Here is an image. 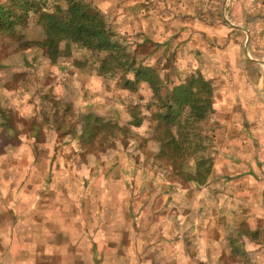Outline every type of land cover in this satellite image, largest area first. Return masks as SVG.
<instances>
[{
  "label": "rangeland",
  "instance_id": "obj_1",
  "mask_svg": "<svg viewBox=\"0 0 264 264\" xmlns=\"http://www.w3.org/2000/svg\"><path fill=\"white\" fill-rule=\"evenodd\" d=\"M5 1L0 0V3ZM204 1H208L206 8L202 7ZM239 3L240 0H234V3L229 6L228 0H218L216 4H213L212 0H120V3L116 5L117 9L123 7L131 19L126 18L123 22L117 23L115 17L104 18L118 44L125 51L133 52L137 61H141V57L153 55L163 48L168 56L165 67L174 68L180 48L192 44L196 47L197 54L203 58L204 63L210 66L215 65L214 69L210 67V71H216L219 75L208 79L211 81L214 91L213 106L215 111L199 124L204 149L197 152L206 153L207 155L203 159L208 160L211 164L204 184L211 181L213 184L223 185V188L213 191V196L217 201L220 196L227 195L228 200L232 202L236 198L241 199V196L247 199V204L250 201L256 202L249 205L250 211L247 210L249 212L242 209L244 218L237 220L241 228L236 237L230 241L235 254L240 252L238 246L240 239L246 231H251L253 222L264 229V218L253 212V209L256 210L255 208L262 206L260 204L264 202V194H261L262 191L264 192V186H259L260 182H264V160L259 154L261 142L264 141V123L261 122V118L264 117V109L246 102L244 96L247 93V87H251L253 93L262 92H259V87L256 88L255 86L260 83H257L259 74L264 72V59L258 58V52L264 51V14L250 13L252 20L250 22L245 20L252 25V44L257 47L252 45L256 56L251 58L246 52L247 50L251 51V46L247 48L242 37L240 43L232 44L229 40L230 32L224 36L220 35L221 28L231 27L229 16L225 18L224 13L230 12L231 8H235L233 9L235 12L236 5ZM241 13L242 16V8ZM195 15L202 18V21L198 20V22ZM202 22H210L211 25L214 23L216 26L212 28L206 24L202 25ZM227 23L228 26H226ZM157 24L163 26L165 31L174 30V35L166 40L163 45L158 42L155 34ZM187 24L191 27L189 28ZM24 30L26 36L30 34L29 20ZM213 30H215V35H213ZM5 33L0 34V71H5L4 86L6 89L13 93H19V95H14L11 98H0L3 99L0 107L11 113L14 111L15 115L13 113L12 115L16 119L22 118L21 121L15 123V126L18 125L19 130L17 131L20 134L0 127V157L5 158L3 164H0V168L5 165V172H9L10 179L17 177L19 165L29 164L27 153H20L19 159L15 158V153L20 152L21 148L29 147L35 156L33 163L39 164V167L33 168L32 173L26 175L30 181L40 178L42 170L46 169V165L50 163L56 187L58 190L62 189L64 194L69 189L71 190L70 193L74 191V194L92 197L100 195L119 197V204L123 200L122 210L124 212L138 213L135 221V226H138V229L133 238L136 240V244H139V253L136 251V255L140 256V260L144 264L147 263V257L152 255H154L153 260L156 262L160 260L156 264H165L166 262L163 260L165 259L163 248H154L147 257L144 253L149 235L154 237L157 244L168 239L167 225L162 221L171 219L175 228L179 226L178 216L183 215L187 218L186 225L188 227L183 234L187 247L193 244L192 237L196 236L197 232L204 230L203 221L209 215L219 217L218 220L214 221L217 224L224 222L226 217L223 214L231 211L227 207H212L209 212H205L203 208L196 211L191 208H182L173 200L172 193L175 190L172 187L158 184L156 179L159 175L158 171L151 172V178H149V168L170 169L168 166L159 163L163 160L157 162L155 158L152 161H145L142 165L144 170L141 171V161L139 157H134L137 167L131 174L119 163L107 167L102 159L103 156L109 151H118L121 146L127 150L130 140L134 138L131 129L125 138L112 140V148L106 150H98L96 146L92 150V145L98 144L107 148L106 143L96 139L91 145V139H87L88 135L83 140L79 138L83 141L81 151L77 152L72 148L71 140L77 139L76 129L81 120L89 124L95 122L98 117L104 122L125 129V126H121V114L115 109L107 107V104L111 103V97L104 98L105 104L92 103L101 96L100 92L93 91V87L96 85L91 79V71L95 68L97 60L102 56L101 54L93 55L88 52L87 55H83L82 50L73 49L70 56L61 57L55 63L50 64L42 56L39 48L34 46L17 48L14 45L15 41L11 42ZM196 33H200V35L198 36ZM236 41L239 42V39ZM233 49L239 50V57H236L235 61L232 56ZM185 50L187 51V49ZM224 50L226 51L224 52ZM17 55L21 57L20 62H12L8 65L2 63V61L11 60ZM245 57L252 60L248 62ZM244 66H249L250 70H245ZM21 68L24 70L23 72L14 71ZM234 68L235 72L232 75L229 70ZM38 71H43L42 77L33 75ZM242 71H244L243 74ZM199 72L204 75L202 69ZM97 75L115 77V74L102 75L97 73ZM22 85L25 86L23 89ZM32 85H38L35 87V91H31L30 86ZM99 86L104 88L106 92L112 91L110 84L101 83ZM117 87L118 90H124L119 86ZM57 88H62L67 95L58 98ZM140 99H143V93H141ZM78 100L84 102V110L78 107ZM261 102L264 103V100ZM137 108L139 111L138 106ZM26 109L39 112L38 121L41 120V111L51 112L53 109L59 112V117H56L55 143L52 147L48 146L49 132H54L52 128L42 124L43 131L47 129L49 132L43 135L41 131V139L36 141L35 130L32 128V122L36 117L24 115ZM85 111L87 115H85ZM101 111H104V115H100ZM109 113L113 114L109 115ZM238 117L240 118L239 121ZM140 122L142 123V120ZM32 141L34 143H31ZM249 142L250 148L248 147ZM147 144L148 141L143 140L138 147L144 149ZM253 149L255 151H252ZM246 156H250L251 159H245ZM92 157L97 158L98 166L92 165ZM114 160L118 161L119 157H114ZM221 165L223 166L222 169H220ZM6 166L10 167L7 168ZM182 175V173L178 175L173 172L168 179L174 182ZM70 180L74 181L73 186L69 184ZM252 180L256 181L255 186L251 185ZM184 186L187 187L186 181ZM124 192H128L129 195L121 199ZM194 196L195 193H189V200L193 199ZM98 205L100 206V201ZM197 218H200L201 223H196ZM212 231L213 235L217 234L216 228H213ZM262 234L264 233L260 230L252 233L254 238H259ZM142 239L145 240L143 245ZM150 246L151 243H148V247ZM233 259L234 257L222 254L220 264H233ZM177 260L168 261L167 264H177Z\"/></svg>",
  "mask_w": 264,
  "mask_h": 264
},
{
  "label": "clouds",
  "instance_id": "obj_2",
  "mask_svg": "<svg viewBox=\"0 0 264 264\" xmlns=\"http://www.w3.org/2000/svg\"><path fill=\"white\" fill-rule=\"evenodd\" d=\"M7 2V0H6ZM218 0H212L213 4H216ZM120 3V0H75V4L81 8L90 10L93 14H98L102 18L111 19L117 18L116 22H123L126 18L131 19L129 13H127L123 7L117 9L116 5ZM234 3V0H228L229 6ZM61 5L63 13H58L57 5ZM31 5V6H29ZM72 4L69 0H27L28 7V20L30 34L25 36V30L22 26L17 25L16 36L18 38H27L29 40H44L48 38V26L41 20L43 13L56 16L57 19L62 20L65 24L70 19V9ZM241 6L248 13H262L264 14V0H240V3L236 5V11L232 15L238 19L234 21L240 24L239 17L241 16ZM8 7L13 5L8 4ZM40 9L37 11V9ZM98 9V12H97ZM22 12H17V15H22ZM225 18H228L229 14L224 13ZM191 27L190 25L188 26ZM231 29L224 27L220 29V35H227ZM157 40L160 44H164L166 40L174 35V30L165 31V28L160 24H157L155 29ZM213 30V35H215ZM187 49V51L185 50ZM82 54L87 55V49H82ZM111 55L108 51L103 53L104 58H108ZM239 55L238 49H233V60L235 61L236 56ZM21 57L19 55L14 56L11 60L2 61L3 64L8 65L12 62H20ZM168 56L163 48L156 51L153 55L147 57H141V62L136 64V68L123 70L118 69L115 77H104L97 75L101 65L97 63L95 68L91 71V79L96 87H93L94 92H100L101 96L93 101V104L100 103L105 104V97H111V103L107 104L109 109H115L122 116L121 126H131L134 122V116L129 114L132 110L133 105L139 107V119L142 123L139 127L132 126V133L134 138L129 142L127 150L122 146L118 148V151H109L103 156V161L107 167H111L115 163H119L127 170L129 174L137 167L134 157H139L141 161V171H143V163L145 161H152L158 155H163L168 148L167 137L163 134L158 135L156 128L159 127L165 132H170L172 136H175L178 140V128L174 123L175 114L180 111V105L177 103V96L180 94L178 89H188L192 87V78L199 79L198 72L203 70L205 80L212 78L213 76L219 75L216 71H210L215 68V65H209L204 63L196 51V47L192 44L185 45L180 48L178 58L175 62L174 68H166ZM141 68L150 69L157 73L158 79L150 82L146 79L138 78V71ZM14 71L23 72L24 70L16 69ZM43 71L33 73L34 76H43ZM171 78V79H169ZM101 83L110 84L112 91L106 92L104 88L100 87ZM5 84V71H0V98H11L19 93H13L6 89ZM118 84L120 88L127 89L128 86H134L138 89L137 92L133 93L130 90H118ZM157 86L161 90V95H157ZM22 89L25 87L21 86ZM31 91H35V87L38 85H32ZM58 98H63L67 95L62 88H57ZM143 93V99H140V95ZM246 102H250L251 105L264 109V91L261 93H253L249 90L244 94ZM164 100L166 106L161 107V100ZM122 101V102H121ZM3 103V99H0V104ZM77 105L81 110H84V102L82 100L77 101ZM42 107V106H41ZM113 113H109L112 115ZM154 114H159L156 117ZM24 115L26 116H38L39 112H33L31 109H26ZM85 115L87 112L85 111ZM100 115H104V111L100 112ZM170 118V119H165ZM239 121V117L237 118ZM261 122L264 123V117L261 118ZM89 127V124L81 120L77 125V139L71 140V146L77 152L82 150L83 141L79 139L82 137ZM55 132H49V147H52L55 143ZM118 139H123L119 136ZM147 140V147L140 149L138 145L143 141ZM31 143H34L32 141ZM248 147L250 148V142ZM252 151H255L254 149ZM20 153H27V159L29 167H32L35 156L32 154L29 147L20 149V152L15 153V158H20ZM131 154V155H129ZM259 154L261 159L264 160V141L261 142L259 148ZM207 155L206 153L193 151L188 148L181 158L179 159L180 172L183 174L182 177L176 179L174 182L170 181L168 177L173 174L172 169L165 168L163 170L149 168V178H151V172L158 171L159 175L156 177L158 184H162L167 187H172L175 191L172 193L173 200L176 204H180L182 208H191L193 211L203 208L205 212H209L212 207L222 208L227 207L230 212L224 213L226 217L223 223L217 224L214 221L218 220L219 217H212L209 215L207 219L203 221L204 230L196 233V238L193 241L191 252L186 251V244L184 241L183 234L187 231L186 217L183 215L178 216V227H173L171 219L162 221L167 225L166 234L168 239L159 244L156 243L154 237L149 235L147 242L151 243L154 248H163V256L166 258L165 264L168 261L178 259L179 264H220V257L222 254H226L229 257H234L233 264H264V234L259 238H254L252 233L260 230L264 233V229H261L256 223H252L251 231H246L243 237L240 239L239 248L240 252L235 254L230 241L236 237L240 231L241 226L237 223L238 219H243L242 215V201L236 198L234 202L228 200L227 195L219 197L218 201L213 196L214 189L223 188L222 184H213L209 181L207 184L201 185L198 183V174L200 172V164L202 158ZM118 156L119 160H114V157ZM4 157H0V164H3ZM245 159H251L250 156H246ZM93 166H98L99 161L96 157L91 158ZM222 165L220 169H222ZM218 169V170H220ZM87 171V170H86ZM3 174V170L0 169V175ZM190 178V179H188ZM187 179V187L184 186L185 180ZM251 185L255 186L256 181L252 180ZM189 193H195L193 199L189 200ZM128 192H124L121 199L128 196ZM19 199V197H17ZM255 201H250L248 204H243V207H248L250 204H255ZM15 211H21V208L17 204H13ZM4 210V206L0 204V211ZM28 212L32 213V209H27ZM33 215L35 213H32ZM258 214L264 218V211H259ZM254 219V218H253ZM196 223H201L200 218H197ZM216 228L217 234L213 235L212 229ZM8 243L4 250L0 251V264H35V260L31 257L25 259L21 255V252L35 253L37 250V243H42L41 238H37V241L32 244H21L17 243L16 240L7 238ZM120 237L116 238V246L111 249H107V243L111 240V237H107L101 241L102 254L103 250L107 251V259L104 264H126L129 257H119L117 254L120 250ZM142 245L145 240H141ZM132 253H135V246L132 249ZM194 253V255L192 254ZM131 264H137L136 255H131Z\"/></svg>",
  "mask_w": 264,
  "mask_h": 264
},
{
  "label": "crops",
  "instance_id": "obj_3",
  "mask_svg": "<svg viewBox=\"0 0 264 264\" xmlns=\"http://www.w3.org/2000/svg\"><path fill=\"white\" fill-rule=\"evenodd\" d=\"M204 3H202V7L206 8L208 1H204ZM241 8L244 16L239 17L240 24L234 22L238 19L232 15L235 8L228 11L231 21L229 23L231 27L228 26V23L226 24L231 28L229 40L230 43L236 44L240 43L242 37L247 48L251 46V51H246L248 57L255 58L256 54L252 45L254 47L256 45L252 44V25L245 21L249 20L250 22L252 18L250 13L243 9V6ZM195 16L197 21H202L198 15ZM197 24L195 25L197 26ZM205 24L212 28L216 26L214 23L211 25L210 22H202V25ZM196 34L200 35V33ZM238 39L239 42L236 41ZM258 53V58L263 60L264 51ZM245 59L248 62L252 60L246 57ZM260 65L263 66L261 63ZM244 69L250 70L249 66H244ZM234 72L235 68L229 70L232 75ZM258 82H260V86L255 87H259L258 91L261 92L264 88V72L259 74ZM246 90L248 92L251 87H247ZM4 166L0 168L3 170V174L0 175V204L4 206V210L0 211V251L4 250L9 242L7 239L9 237L16 240L17 243L29 245L35 243L39 237L42 239V243H37V250L34 254L21 252L25 259L33 258L35 264H104L107 259V251L103 250L102 254L101 241L111 237L107 243V249H111L116 246V238L120 237V250L117 255L129 257L126 264H131V255H136V251L139 253V244H136V240L133 238L138 229V226H135L138 213L124 212L122 210L123 200L119 204V197L114 198L110 195L92 197L74 194V191L70 193L69 189L64 194L62 189L58 190L56 187L50 163L46 165V169L42 170L40 178L34 181H30L26 175L32 173L33 168L39 167L36 162L32 164L31 168L29 164L19 165L17 177L14 179H10L9 172H5ZM69 184L73 186L74 181L70 180ZM259 186H264V182H260ZM261 194L263 195L264 192L262 191ZM240 200L242 209L249 212V206L243 207V204H247V199L241 196ZM99 201L100 206L98 205ZM14 203L20 206L21 211L14 210ZM262 203L260 204L262 206L255 208L256 210L253 209L254 213L264 211V202ZM27 209H32V213L35 214L28 212ZM195 238L196 236L192 237V243ZM134 246L135 253H132ZM191 248L192 245L189 247L186 245V251L191 252ZM153 249V245L148 247L147 243L145 256L147 257ZM192 254L194 255V253ZM153 257L154 255L147 257L146 264L160 262V260L157 262L153 260ZM136 259L137 264H144L141 262L140 256L136 255ZM163 260L166 261V258ZM20 264H23V261ZM177 264H179V260H177Z\"/></svg>",
  "mask_w": 264,
  "mask_h": 264
},
{
  "label": "trees",
  "instance_id": "obj_4",
  "mask_svg": "<svg viewBox=\"0 0 264 264\" xmlns=\"http://www.w3.org/2000/svg\"><path fill=\"white\" fill-rule=\"evenodd\" d=\"M69 3L73 6L70 9V19L67 24L57 19L56 16L46 12L42 14L41 20L48 26V38L44 40H29L16 36L17 25L22 26L23 29L27 25V0H7V2L0 3V34L6 32L5 35L8 36L11 42L15 41L14 45L17 48H30L31 46L39 48L42 56L47 59L50 64L55 63L61 57L70 56L73 49L82 50L86 48L87 52L93 55H102L97 60V63L101 65L100 70L97 72L98 74L112 75L116 74L118 69L134 70L136 64L141 61L136 60L133 52L125 51V49L118 44L113 33L109 30L105 19L98 14H93L90 10L81 8L79 5L75 4V0H69ZM8 4L13 5V7H8ZM39 10L38 8L37 11ZM57 11L58 13H63V8L59 4L57 5ZM17 12H22L23 14L17 15ZM105 51L111 53L108 58H104L103 56ZM137 75L138 78L146 79L150 82L158 79L157 73L145 68H141ZM198 76L199 79L195 77L192 78V87L177 90L180 93L177 96V103L180 105V111L175 114L174 123L178 128L180 139L178 140L175 136H172L170 132H165L159 127L156 128L157 134L166 136L168 142L167 150L163 155H158L156 161L159 162L158 160H163V162L159 163L168 166L178 175L181 173L179 159L183 153L188 148L196 152L204 149L202 143L203 136L199 124L209 118L215 111L213 106L215 96H213L214 91L211 81L205 80L204 75L200 72H198ZM124 90L136 92L137 88L128 86V88ZM156 91L157 95L160 96L161 90L159 86H157ZM163 106H166V103L162 99L161 107ZM137 109V106H132V110L129 112V114L134 116V122L131 126H125V129H120L117 125L104 122L101 118L97 117L95 122L89 123V127L86 129L84 135L79 138L83 140L88 135L89 137L87 136V139H91V145L93 140L96 139L106 143L107 148L98 144L92 145V150L95 146L98 150L112 148V140H119L118 134L125 138L128 131L132 129V126H140L141 120L139 119V111ZM12 113L15 115L14 111ZM12 113L0 107V127L10 129L14 133H19L17 131L19 130L18 125L15 126V123L21 121L22 118L16 119L13 117ZM154 115L158 117L159 114ZM88 116L91 117L90 115ZM35 117L36 118L32 122V128L35 130L34 137L36 141L41 139V131L43 135L49 132L47 129L43 131L41 127L42 124L51 127L56 133V117H59V112L57 110L52 109L51 112L41 111L40 121L37 120V116ZM203 166H206V168H203ZM210 166L211 164L209 161L202 158L200 172L197 177L198 183H205L210 171ZM185 181L187 182V179Z\"/></svg>",
  "mask_w": 264,
  "mask_h": 264
}]
</instances>
